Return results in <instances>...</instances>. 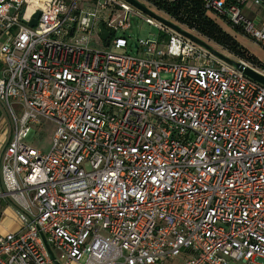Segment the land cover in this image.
Segmentation results:
<instances>
[{"label": "built area", "instance_id": "built-area-1", "mask_svg": "<svg viewBox=\"0 0 264 264\" xmlns=\"http://www.w3.org/2000/svg\"><path fill=\"white\" fill-rule=\"evenodd\" d=\"M201 1L264 49V0ZM132 8L0 0V264H264V87L148 17L167 38L126 53Z\"/></svg>", "mask_w": 264, "mask_h": 264}, {"label": "rangeland", "instance_id": "rangeland-1", "mask_svg": "<svg viewBox=\"0 0 264 264\" xmlns=\"http://www.w3.org/2000/svg\"><path fill=\"white\" fill-rule=\"evenodd\" d=\"M140 3L145 4L147 8L153 12L155 15L158 17L164 19V20H169L173 22L174 24L178 25L180 28L183 30L190 32L194 36L200 38L203 40L205 43H207L209 46H211L213 49L216 51L220 52L221 54L239 61L237 57L233 56L230 54L228 51L224 50L222 47L214 44L213 42L207 40L203 36L199 35L197 32L189 30L187 27L182 26L172 19H170L165 13L162 11H159L155 9L153 6L149 5L143 0H137ZM67 4H70V1L67 2ZM81 6H84V3H81ZM132 12L134 15L130 16V29L127 31L123 30H117V31H112L113 38H118V37H125L128 40V48L127 52L130 55H136L138 53V50L133 46L130 47L129 45L136 44L140 40H145V41H153L158 38H167V35L164 34V32H160L156 27L151 26L150 24L146 23L145 19L146 17L153 19L152 17H149L145 15L144 13H141L138 11L136 8H132ZM216 21L219 23V25L228 33H230L239 43V45L246 49L250 54L255 56L259 61L264 62V49H262L260 46L256 45L253 43L250 38H248L245 35L239 34V32H236L232 30L221 18L217 17L214 15ZM100 22H98L89 42V47L93 50H105L107 49V41H104L101 38L100 31L98 25ZM242 61V60H241ZM2 63L0 62V70L2 69ZM18 110V108H16ZM18 115H20V111H17ZM53 130H54V125L51 123H48L46 121L42 120V124L40 126H34V131L35 134L31 139H27L26 143L30 146H32L36 150H40L44 153H47L50 151L51 146H52V135H53ZM12 132L11 128V120L9 117L8 110L6 107L0 102V149L2 147L3 141L5 138L10 137ZM261 261V260H260ZM168 264H182L181 263V258H177L174 261L168 263Z\"/></svg>", "mask_w": 264, "mask_h": 264}, {"label": "trees", "instance_id": "trees-1", "mask_svg": "<svg viewBox=\"0 0 264 264\" xmlns=\"http://www.w3.org/2000/svg\"><path fill=\"white\" fill-rule=\"evenodd\" d=\"M143 1L165 13L176 23L197 32L207 40L222 47L238 59L252 65L257 64L258 59L242 48L237 40L219 25L214 14L206 10L201 0Z\"/></svg>", "mask_w": 264, "mask_h": 264}, {"label": "water", "instance_id": "water-1", "mask_svg": "<svg viewBox=\"0 0 264 264\" xmlns=\"http://www.w3.org/2000/svg\"><path fill=\"white\" fill-rule=\"evenodd\" d=\"M124 1L127 2L129 5H131L132 7L136 8L141 13H144L145 15L152 17L154 20H156L157 22H159L163 26L167 27L168 29H170V30L174 31L175 33L189 39L193 43L205 48L206 50H208L210 53H212L217 58H219V59L225 61L226 63L230 64L231 66H233L238 72H240L247 79H249V80L259 84L260 86L264 87V76L259 74L258 72H256L251 67L247 66L245 63L233 60V59L221 54L220 52L216 51L211 46H209L207 43H205L203 40L194 36L190 32L183 30L182 28H180L178 25L174 24L173 22H171L169 20H164V19L158 17L153 12H151L144 4L140 3L139 1H137V0H124ZM38 18H39V13L34 14L32 20L28 23L29 27H35ZM99 31H100L101 38L104 41H107L109 39L110 34L104 28L103 24L99 25ZM53 260L57 264L55 258Z\"/></svg>", "mask_w": 264, "mask_h": 264}, {"label": "crops", "instance_id": "crops-1", "mask_svg": "<svg viewBox=\"0 0 264 264\" xmlns=\"http://www.w3.org/2000/svg\"><path fill=\"white\" fill-rule=\"evenodd\" d=\"M4 226L11 231L17 229V217L13 209L6 210L4 214Z\"/></svg>", "mask_w": 264, "mask_h": 264}, {"label": "flooded vegetation", "instance_id": "flooded-vegetation-1", "mask_svg": "<svg viewBox=\"0 0 264 264\" xmlns=\"http://www.w3.org/2000/svg\"><path fill=\"white\" fill-rule=\"evenodd\" d=\"M143 4V3H142ZM145 5V4H144ZM147 7V6H146Z\"/></svg>", "mask_w": 264, "mask_h": 264}]
</instances>
